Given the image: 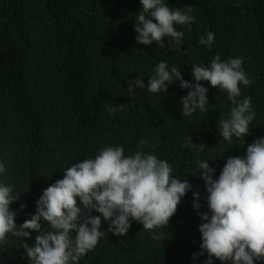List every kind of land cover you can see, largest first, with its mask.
<instances>
[{
  "label": "trees",
  "instance_id": "1",
  "mask_svg": "<svg viewBox=\"0 0 264 264\" xmlns=\"http://www.w3.org/2000/svg\"><path fill=\"white\" fill-rule=\"evenodd\" d=\"M190 1L191 28L175 25L184 33L180 52L170 48L167 37L163 47L136 42L134 0H0V162L5 166L0 183L18 198L10 205L17 226L35 214L43 190L62 179L67 167L94 158L106 146H122L131 155L147 141L143 151L166 159L172 174L191 185L168 226L149 231L130 220L127 234L106 233L78 264H204L207 253L193 258L201 250L203 222L193 208V192L200 194L201 213L209 212L208 193L200 175L191 172L197 160L208 161L218 178L229 157L246 156L247 145L264 137V0L165 3L186 9ZM209 31L214 40L208 49L198 41ZM215 52L240 55L252 81L240 85L237 98L251 97L255 114L244 137H220L218 120L229 116L233 104L226 91L206 81L201 83L208 88V110L186 117L180 101L188 89L179 82L169 84L167 93L147 87H134V96L127 92L128 81L137 76L147 85L161 61L178 66L183 79L194 82L192 65L209 64ZM188 136L193 144H204L203 151L184 147ZM101 219L100 230L106 231L109 222ZM153 232L164 239H153ZM36 235L33 231L24 241L9 235L0 245V264H26L24 243L34 244Z\"/></svg>",
  "mask_w": 264,
  "mask_h": 264
},
{
  "label": "clouds",
  "instance_id": "2",
  "mask_svg": "<svg viewBox=\"0 0 264 264\" xmlns=\"http://www.w3.org/2000/svg\"><path fill=\"white\" fill-rule=\"evenodd\" d=\"M133 11H139L134 21L138 44L156 42L163 47L167 37L170 48L182 52L184 33L176 30L175 25L187 24L191 28L192 1L182 9L170 7L165 0H134ZM213 40L214 33L209 31L198 43L209 49ZM207 60V65H192L194 82L184 80L178 66L170 67L161 61L147 85L137 76L128 81L127 92L134 96V87H147L151 93H167L169 84L179 82L182 89H188L180 101L181 116L186 117L197 109L208 110V88L201 83L206 81L219 91H226L233 104L229 116L220 115L218 120L220 137L225 141L244 137L255 119L252 98L237 99L241 96L240 85L252 83L242 68L245 61L240 55L221 52L211 54ZM108 111L115 109L110 107ZM146 143L141 140L138 150L131 155H125L122 146H106L94 158L67 167L62 179L43 190L36 201L35 214L19 226L15 222L16 212L10 210L18 198L13 197L10 186L0 183V245L9 235L24 241L35 231L34 244L23 246L26 264H78L106 233L127 234L130 220L149 231L168 226L191 185L172 174L166 159L145 153ZM203 145L193 144L188 136L183 146L203 151ZM196 163L191 175L199 174L204 180L211 215L199 211L200 194L193 192V208L203 221L199 225L201 250L193 258L207 253L204 264H213V257L218 264L264 261V137L247 145L246 156L229 157L218 178H213L215 169L208 161ZM4 172L5 166L0 162V174ZM20 207L23 209L24 205ZM93 211L100 215H91ZM101 217L109 222L106 231L100 230ZM42 221L47 222V228H42ZM152 235L153 239H164L163 233Z\"/></svg>",
  "mask_w": 264,
  "mask_h": 264
}]
</instances>
